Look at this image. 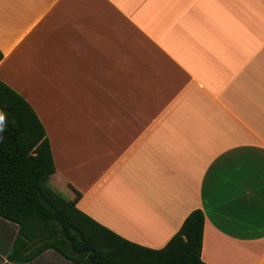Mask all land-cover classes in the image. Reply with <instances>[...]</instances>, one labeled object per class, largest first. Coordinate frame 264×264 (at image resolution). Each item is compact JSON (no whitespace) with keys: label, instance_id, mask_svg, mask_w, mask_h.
Wrapping results in <instances>:
<instances>
[{"label":"crops","instance_id":"1","mask_svg":"<svg viewBox=\"0 0 264 264\" xmlns=\"http://www.w3.org/2000/svg\"><path fill=\"white\" fill-rule=\"evenodd\" d=\"M0 79L41 120L50 185L160 248L204 214L208 264H264V0H0ZM0 264H80L54 249Z\"/></svg>","mask_w":264,"mask_h":264},{"label":"trees","instance_id":"2","mask_svg":"<svg viewBox=\"0 0 264 264\" xmlns=\"http://www.w3.org/2000/svg\"><path fill=\"white\" fill-rule=\"evenodd\" d=\"M3 53L0 50V60ZM56 171L44 126L30 103L0 79V216L19 225L8 259L54 249L80 264H208L201 258L204 214L191 210L160 248L130 241L76 206L49 178Z\"/></svg>","mask_w":264,"mask_h":264},{"label":"rangeland","instance_id":"3","mask_svg":"<svg viewBox=\"0 0 264 264\" xmlns=\"http://www.w3.org/2000/svg\"><path fill=\"white\" fill-rule=\"evenodd\" d=\"M50 184V183H49ZM62 194V193H61Z\"/></svg>","mask_w":264,"mask_h":264}]
</instances>
